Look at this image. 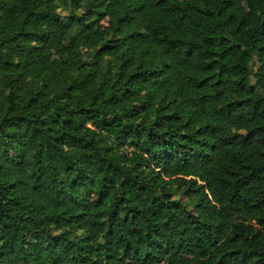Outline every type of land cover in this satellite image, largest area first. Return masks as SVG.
<instances>
[{"label": "trees", "instance_id": "trees-1", "mask_svg": "<svg viewBox=\"0 0 264 264\" xmlns=\"http://www.w3.org/2000/svg\"><path fill=\"white\" fill-rule=\"evenodd\" d=\"M0 264H264V0H0Z\"/></svg>", "mask_w": 264, "mask_h": 264}, {"label": "rangeland", "instance_id": "rangeland-1", "mask_svg": "<svg viewBox=\"0 0 264 264\" xmlns=\"http://www.w3.org/2000/svg\"><path fill=\"white\" fill-rule=\"evenodd\" d=\"M58 10H59V12L62 13V14L65 13V10H64L63 8H61V7H58Z\"/></svg>", "mask_w": 264, "mask_h": 264}]
</instances>
